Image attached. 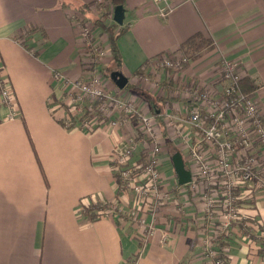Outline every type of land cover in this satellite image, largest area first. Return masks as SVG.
I'll return each instance as SVG.
<instances>
[{
	"label": "crops",
	"instance_id": "crops-1",
	"mask_svg": "<svg viewBox=\"0 0 264 264\" xmlns=\"http://www.w3.org/2000/svg\"><path fill=\"white\" fill-rule=\"evenodd\" d=\"M96 1L0 0V76L15 103L11 117L0 104V264H208L200 250L207 238L226 258L223 264H264L259 231L233 227L214 237L211 227L197 226L198 202L183 193L158 209L155 230L140 241L134 195L112 159L123 134L136 127L112 125L120 117L114 111L100 118L99 102L65 126L70 85H58L52 73L58 71L69 81L84 75L86 60L69 15ZM167 3L171 10L162 21L151 0H125L117 47L120 71L132 86L118 90L108 80L109 90L156 116L165 106H153L150 98L163 95L165 82L175 81L178 90L183 80L216 83L220 60H231L256 85L254 95L264 116V0ZM195 34L210 42L197 59L177 75L153 69L157 56L182 54L180 44ZM102 64L108 68L111 62ZM102 72L108 76L111 71ZM133 87L139 88V96L133 95ZM171 107L185 112L177 97ZM169 137L164 138L159 169L163 184L172 190L177 182L172 164L162 168L174 153L168 142L183 151ZM142 155L138 149L125 167L143 161ZM236 191L239 211L259 229L263 224L264 233V192ZM91 205L98 208L95 219L85 215ZM162 233L167 234L164 242Z\"/></svg>",
	"mask_w": 264,
	"mask_h": 264
},
{
	"label": "built area",
	"instance_id": "built-area-1",
	"mask_svg": "<svg viewBox=\"0 0 264 264\" xmlns=\"http://www.w3.org/2000/svg\"><path fill=\"white\" fill-rule=\"evenodd\" d=\"M151 1L156 7V15L165 21L171 10L167 0ZM96 3L107 7V20L113 21L111 0H97ZM69 17L77 29L86 71L82 78L74 81H69L58 71L52 73V79L58 85H70L67 99L70 114L64 118L65 126L72 123V117L81 111L92 110L98 102L100 118L114 111L120 113V117L112 121V125L125 128L136 125L135 129L123 134L113 150L112 159L119 166L116 171L120 177L129 181L126 186L134 195L133 207L138 212L136 226L139 240L143 242L155 230L158 209L172 201L173 190L163 184L159 169L166 136H161L157 116L144 112L133 101L117 97L103 83L99 64L102 58L109 57V48L105 46L101 29L78 14L71 13ZM186 64L188 60L183 54H164L157 56L151 65L155 70H168L177 75ZM218 71L219 82L216 83L203 86L182 81L183 87L176 96L184 98V93L188 94L189 105L184 114L171 115L162 110L166 132L182 146L183 161L191 175L190 181L179 189L198 202L200 215L195 223L199 228L211 227V235L215 237L224 236L233 227L241 226L247 232L251 229L256 233L259 231V239L264 236L263 224L259 229L260 225H252L248 218L240 215L239 196L233 191L243 188L245 195L253 190L264 192V116L254 92L244 93L238 89L239 81L244 77L239 63L222 59ZM147 78L144 74L141 76L143 81ZM0 104L8 109V117L14 115V96L8 82L1 76ZM138 149L143 154V161L125 167ZM174 183L173 188L178 189L177 182ZM109 208L113 210L114 206ZM101 212L108 214L109 210ZM148 216L149 222L146 221ZM166 239L167 234L162 233L161 242ZM203 246L200 250L208 264H223L221 252L211 246L208 238Z\"/></svg>",
	"mask_w": 264,
	"mask_h": 264
},
{
	"label": "trees",
	"instance_id": "trees-1",
	"mask_svg": "<svg viewBox=\"0 0 264 264\" xmlns=\"http://www.w3.org/2000/svg\"><path fill=\"white\" fill-rule=\"evenodd\" d=\"M124 3H125V0H111L110 4L114 8L115 6H122L123 7ZM67 6H69V5H67ZM84 9H85V6L76 7V10H79L81 12L84 11ZM94 24L101 29V32L104 35L105 46H108V48H109V55H110L111 63L113 64V70L114 71L115 70L120 71L121 57H120V53H119V50L117 47V39L123 33L124 29L121 28L122 27L121 25H117L114 22H112L109 25L103 24L102 21H100V19L95 21ZM209 43H210L209 40L204 39L200 34H195V35L189 37L184 42H182L180 44L178 50H180V52L187 58L188 61H191V60L197 59L204 51H206L209 48ZM100 72L103 76H105L103 74L102 70H100ZM175 78H174V80H175ZM130 86L131 85L128 83L126 85V87L124 88V90H128L129 88H131ZM179 86L182 88L183 84L179 83ZM176 87L178 88V84H175V81L165 82L164 85H162V87H160V89L163 92V95L150 98V99H152L151 100L152 104H154L153 106L164 107L165 103L172 105V100L176 99V93H177L176 90L178 91V89H176ZM255 88H256V85L248 77H243L239 81L238 89L244 93H249V92L252 93ZM156 102L158 105L155 104ZM158 102H160L161 104ZM159 121H161V117H160ZM168 145H169V149L172 152L177 151L182 155V152L179 150V148H176L170 142H168ZM184 164L186 165L185 162H184ZM186 167H187V165H186ZM115 177H116V180L119 182V185H120L119 190H120V188H122V187H121V183L119 180V175L117 174V175H115ZM239 202L240 201H237V204H239ZM237 207H239V206H237ZM97 209L98 208L96 205H91L90 207H88L86 209L85 215L89 219H95L98 216ZM262 238L263 237L259 238V240H262ZM260 243H261V247L259 249V252L261 254H264V241L262 240ZM221 259L223 262V261H225L226 258L221 255Z\"/></svg>",
	"mask_w": 264,
	"mask_h": 264
},
{
	"label": "rangeland",
	"instance_id": "rangeland-1",
	"mask_svg": "<svg viewBox=\"0 0 264 264\" xmlns=\"http://www.w3.org/2000/svg\"><path fill=\"white\" fill-rule=\"evenodd\" d=\"M106 6H104L103 4H93V5H91V6H87L85 9H84V11H79V10H74V13L75 14H78L80 17H82V18H84V19H86V20H88V21H93V23H95V21H97L98 19H100V21H102V23L103 24H106V25H109V24H111L113 21H111V20H107L108 18H107V12L105 11L106 10ZM109 13V12H108ZM90 14L91 15H93V16H90ZM94 26L95 27H97L95 24H94ZM102 38H103V40L105 41V39H104V35H103V33H102ZM102 60V63L103 62H106V61H108V63L109 62H111V60H110V55H109V57L108 58H102L101 59ZM88 61H89V59H88ZM99 64L101 67H99V69L100 70H103V71H107L106 72V74L109 72V71H112L113 70V64L111 63V65L110 66H108V68H105L104 67V65L103 64ZM188 63H189V61H188ZM109 65V64H108ZM105 68V69H104ZM108 69V70H107ZM101 78H102V80H103V83L106 85V84H108L109 83V78H108V76L107 75H105V76H103V75H101ZM129 78V77H128ZM129 83H132L130 80H129ZM132 86V85H131ZM130 86V87H131ZM132 91H133V95H137V96H139L138 94H139V88H137V87H133L132 88ZM254 92V91H253ZM252 92V93H253ZM250 94H251V92H249ZM187 95L188 94H185L184 93V98H177L181 103H182V107H183V110L184 109H186L187 107H188V105H189V99L187 98ZM177 97V96H176ZM164 106H165V111L167 112V110H168V107H169V109H170V111L169 112H167V113H169V114H171V115H178V114H184V113H181V112H179V111H174L173 110V107H171V105H169L168 103H165L164 104ZM144 111V110H143ZM144 112H148V111H144ZM149 113V112H148ZM163 114H164V111H158V114H155L157 117H156V123H157V126L159 127V129H160V131H161V136H166L165 138H167V137H169V134L166 132V125H165V121L163 120ZM159 116V117H158ZM185 116H186V114H185ZM160 117H161V121H159L160 120ZM134 126L136 127V125L134 124ZM170 138V137H169ZM171 154V153H170ZM182 155H184L183 153H182ZM167 163H165L167 166H164V165H162L163 167V169H166V168H168V167H170V165H171V162L170 161H166ZM161 168V167H160ZM169 180H171V179H169ZM172 190H173V195H182V193H183V195H185V193L184 192H182V191H180L179 189H174V188H172ZM255 191H257V192H261V191H258V190H255ZM236 190L235 191H233V194L234 195H236ZM249 197V196H248ZM238 201H241L240 199L238 200ZM239 213H240V215H242L244 218H248L247 219V221H249V223H252L251 221H250V216L248 215V214H245V213H242V212H240L239 211ZM240 225H243V223L242 224H240ZM245 227H248V226H245ZM238 229L239 230H242V232H244L245 230H243V228L241 227V226H239L238 227Z\"/></svg>",
	"mask_w": 264,
	"mask_h": 264
},
{
	"label": "water",
	"instance_id": "water-1",
	"mask_svg": "<svg viewBox=\"0 0 264 264\" xmlns=\"http://www.w3.org/2000/svg\"><path fill=\"white\" fill-rule=\"evenodd\" d=\"M124 9L122 6H115L113 8L112 19L117 25L122 24ZM109 81L116 87L118 90H123L127 83V77L118 70H113L108 75ZM158 114V113H156ZM170 161L173 168V173L176 178V181L179 185H184L190 181V171L187 169L182 156L179 152H174L170 155Z\"/></svg>",
	"mask_w": 264,
	"mask_h": 264
}]
</instances>
